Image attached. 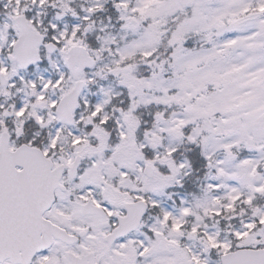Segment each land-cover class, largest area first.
<instances>
[{
	"label": "snow or ice",
	"instance_id": "snow-or-ice-1",
	"mask_svg": "<svg viewBox=\"0 0 264 264\" xmlns=\"http://www.w3.org/2000/svg\"><path fill=\"white\" fill-rule=\"evenodd\" d=\"M0 264H264V0H0Z\"/></svg>",
	"mask_w": 264,
	"mask_h": 264
}]
</instances>
